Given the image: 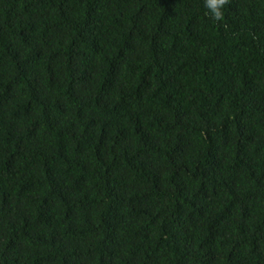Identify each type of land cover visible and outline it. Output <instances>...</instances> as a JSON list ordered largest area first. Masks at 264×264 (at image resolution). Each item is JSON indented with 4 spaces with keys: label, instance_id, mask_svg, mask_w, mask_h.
<instances>
[{
    "label": "trees",
    "instance_id": "1",
    "mask_svg": "<svg viewBox=\"0 0 264 264\" xmlns=\"http://www.w3.org/2000/svg\"><path fill=\"white\" fill-rule=\"evenodd\" d=\"M0 264H264V0H0Z\"/></svg>",
    "mask_w": 264,
    "mask_h": 264
},
{
    "label": "clouds",
    "instance_id": "2",
    "mask_svg": "<svg viewBox=\"0 0 264 264\" xmlns=\"http://www.w3.org/2000/svg\"><path fill=\"white\" fill-rule=\"evenodd\" d=\"M229 0H204V6L210 18L216 22L223 19L224 8Z\"/></svg>",
    "mask_w": 264,
    "mask_h": 264
}]
</instances>
